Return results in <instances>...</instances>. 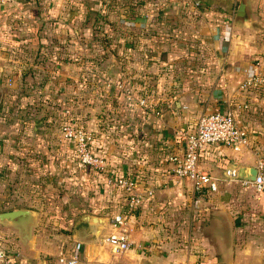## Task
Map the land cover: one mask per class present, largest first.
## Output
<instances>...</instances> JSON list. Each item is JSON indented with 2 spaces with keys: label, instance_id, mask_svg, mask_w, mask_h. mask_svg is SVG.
Listing matches in <instances>:
<instances>
[{
  "label": "crops",
  "instance_id": "obj_1",
  "mask_svg": "<svg viewBox=\"0 0 264 264\" xmlns=\"http://www.w3.org/2000/svg\"><path fill=\"white\" fill-rule=\"evenodd\" d=\"M111 1L118 3L76 0L69 6L79 8L78 21L62 0L0 5V207L27 202L13 207L39 206L38 217L47 216L35 233L38 217L27 229L0 222L22 257L13 264H57L71 254L79 264H264V194L224 175L264 157V84L243 87L264 75V0H244L251 26L236 16L242 0H125L121 19ZM71 21L80 25L75 35L101 42L90 68L66 59ZM104 24L113 33L101 32ZM100 45L111 46L101 54ZM104 60L108 79L94 82L101 89L90 108L73 114L108 162L102 174L82 166L56 130L68 119V70L74 63L94 73ZM216 110H231L249 139L239 150L204 147L199 168L218 179V190L198 198L190 181L174 177L169 157L183 152V133ZM121 180L133 181L141 198L132 209ZM48 201L58 210L44 208ZM75 213L105 217L106 225L99 234L97 226L76 227ZM117 214L126 217L118 232L132 243L122 254L105 240Z\"/></svg>",
  "mask_w": 264,
  "mask_h": 264
},
{
  "label": "built area",
  "instance_id": "obj_2",
  "mask_svg": "<svg viewBox=\"0 0 264 264\" xmlns=\"http://www.w3.org/2000/svg\"><path fill=\"white\" fill-rule=\"evenodd\" d=\"M19 0H0V5H9ZM199 5V0H196ZM264 84V75L256 74L247 78L243 87L258 88ZM61 135L72 145L77 161L84 167L99 173H106L108 162L105 158L97 155L92 147V133L78 126L67 122L61 126ZM249 139V131L244 126L237 124L231 110H216L211 113L201 115L193 130L184 132L182 140L184 144L183 152L179 155L169 157L173 163L172 173L178 180H188L192 183L195 195L200 198L205 192H215L218 190V179L209 173L203 172L199 168V157L206 145H222L239 150L245 146ZM257 174L254 180H242L243 183L256 192L264 194V157L258 158L256 165ZM237 166L229 167L225 170V178L229 181L238 180L236 178ZM120 184L129 193L127 200L130 208L140 204L141 198L134 195L135 183L133 181L121 180ZM198 200H195V204ZM112 223L115 232L106 237V242L110 245L115 254H122L131 249L129 235L118 230L125 225L126 217L117 214L113 217ZM11 239L8 236L0 235V264H13L14 260L20 258L19 252L13 248ZM75 250L80 251L82 245L75 244ZM22 258V257H21ZM20 258V259H21ZM57 264H79V256L71 254L69 257L58 255L55 260ZM186 264V263H179Z\"/></svg>",
  "mask_w": 264,
  "mask_h": 264
},
{
  "label": "rangeland",
  "instance_id": "obj_3",
  "mask_svg": "<svg viewBox=\"0 0 264 264\" xmlns=\"http://www.w3.org/2000/svg\"><path fill=\"white\" fill-rule=\"evenodd\" d=\"M61 1V0H58ZM66 3V5L68 6V11L67 14L70 17V20L74 18V15L76 17V21L80 20V13L79 8H75V9H71L69 5L73 6V3L76 0H62ZM77 1H81V0H77ZM108 2V0H106ZM125 0H118V3L115 4L116 2H112V4L115 5L114 10H115V16L119 19L122 18V11H125V7H123V5L125 6ZM108 4V3H107ZM110 10V5L109 7H106V5H104L103 10H101V14L106 13ZM126 10H128V5H126ZM72 11V13L70 12ZM118 19L119 24H115L114 28L118 31L122 30V24L123 22L121 20ZM70 22V29H68L70 36H68V40H67V56L66 59L69 62H76L75 59H78L80 64L78 65H82L85 66L86 68L92 63L91 59L96 53L97 51H94V47H97L99 44H101L100 41H96L94 43V46L92 44H89L88 41H86V39H83V37H81V35H75V30L78 33V30L80 29V25L78 23H76V25L73 22ZM110 27V28H109ZM92 29H96L95 27H91ZM89 29L90 31H92V29ZM78 29V30H77ZM111 30V33H113L112 31V27L111 25H103L102 31L103 33H109V31ZM118 31V32H119ZM116 32V31H115ZM96 34H99V32H97ZM116 34V33H115ZM89 35V34H88ZM101 35V34H100ZM118 35V34H117ZM111 46V45H110ZM109 46V47H110ZM100 47H103L102 45H100ZM108 45L106 47H104L105 49H103L104 52H102L101 54H105L107 51V49L109 48ZM109 63L108 60H104L102 62H98L95 61L94 62V73L91 72L89 70L90 66L88 69L83 68L82 71L80 69H78V65L74 64V68L68 70V75H69V81H67V84L65 86V102H61V106L64 109L65 114H67V122L70 123H74L77 124L75 121V116L73 115L76 111H80L79 109L83 108V111H86V109H89L90 105H91V101H92V95H96L97 92L100 91L101 89V85L99 87H95L94 82L100 81L99 83H102L103 81H106L107 75H108V71H106V65ZM88 65V66H87ZM93 74H97L95 78H93ZM94 86V87H93ZM94 89V91L96 93L93 94L92 90ZM62 101V100H61ZM55 106L58 105L57 102H54ZM61 126L60 125L56 132L61 135ZM68 148H71L73 150V147L71 145V143L68 144ZM12 204H10V206H8L7 208H2L0 207V211L2 210H8L9 208H14V207H19L22 205H27V202H23L22 205H20L19 201H10ZM19 203V204H17ZM48 203V204H47ZM14 206V207H13ZM31 208V207H30ZM37 209L38 212H40L39 210H41L42 208L38 207H32V209ZM44 208H51V209H56L58 210L59 205L57 202H53V201H48L46 202V204L44 203ZM58 212V211H57ZM79 213H75L74 214V218L79 216ZM47 218V216L44 215H39L38 220L35 224V227L33 228V233H35L36 230H41L39 229L41 226L45 227V219ZM58 218V217H56ZM48 230L50 231V229H47L46 232H48ZM52 232V231H50Z\"/></svg>",
  "mask_w": 264,
  "mask_h": 264
},
{
  "label": "water",
  "instance_id": "obj_4",
  "mask_svg": "<svg viewBox=\"0 0 264 264\" xmlns=\"http://www.w3.org/2000/svg\"><path fill=\"white\" fill-rule=\"evenodd\" d=\"M237 18H240L244 25L251 26V17L247 10V4L244 0L236 13ZM257 174L256 167L252 166H240L237 171L236 178L239 180H254ZM38 217V212L32 208H14L9 210L0 211V222L7 225L21 227L27 229L34 220ZM87 225L88 228L97 226V234L100 233L101 226L106 225V218L90 213H82L76 217L74 225L76 227L80 225Z\"/></svg>",
  "mask_w": 264,
  "mask_h": 264
},
{
  "label": "trees",
  "instance_id": "obj_5",
  "mask_svg": "<svg viewBox=\"0 0 264 264\" xmlns=\"http://www.w3.org/2000/svg\"><path fill=\"white\" fill-rule=\"evenodd\" d=\"M105 5H106V7H109V4L106 3ZM106 14H107V13H103L102 16H106ZM122 17H123V16H122ZM125 17H128V14H126V16H124V18H125ZM126 19H127V18H126ZM102 46H103L102 48L105 49L104 47H106V46H104V45H102ZM103 49H102V50H103ZM102 52H104V51H102ZM94 151H95V150H94ZM95 153L97 154L96 151H95ZM97 155H98V154H97Z\"/></svg>",
  "mask_w": 264,
  "mask_h": 264
}]
</instances>
